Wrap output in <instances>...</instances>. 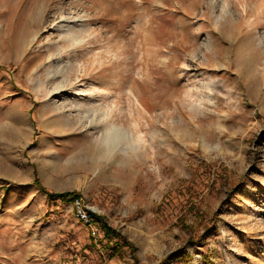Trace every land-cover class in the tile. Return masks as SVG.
Wrapping results in <instances>:
<instances>
[{
  "label": "rangeland",
  "instance_id": "obj_1",
  "mask_svg": "<svg viewBox=\"0 0 264 264\" xmlns=\"http://www.w3.org/2000/svg\"><path fill=\"white\" fill-rule=\"evenodd\" d=\"M0 264H264V0H0Z\"/></svg>",
  "mask_w": 264,
  "mask_h": 264
},
{
  "label": "bare ground",
  "instance_id": "obj_2",
  "mask_svg": "<svg viewBox=\"0 0 264 264\" xmlns=\"http://www.w3.org/2000/svg\"><path fill=\"white\" fill-rule=\"evenodd\" d=\"M70 39H74V33L69 34ZM104 73L101 75L103 76ZM103 144L102 153L108 157H113L118 151H125L130 145L127 131L118 125H111L105 128L101 138Z\"/></svg>",
  "mask_w": 264,
  "mask_h": 264
},
{
  "label": "trees",
  "instance_id": "obj_3",
  "mask_svg": "<svg viewBox=\"0 0 264 264\" xmlns=\"http://www.w3.org/2000/svg\"><path fill=\"white\" fill-rule=\"evenodd\" d=\"M54 195H57V196L59 195L62 198L71 197L72 199H74L75 197H79L77 195V193H75L74 191H72V192H64L62 194L55 193ZM88 212H89V215H90V218H91L89 222L91 224L92 223H94V224L96 223L97 226L101 228V230H104L105 237H108L109 241H110V237L112 235H116L119 238V239H117L114 242L115 244L112 246L114 251L118 250L119 248H121L125 244L129 245V243L126 240V238H124L125 236H123L121 233L116 232V230L112 226H109L108 224H106L96 212H94L93 210H88Z\"/></svg>",
  "mask_w": 264,
  "mask_h": 264
},
{
  "label": "built area",
  "instance_id": "obj_4",
  "mask_svg": "<svg viewBox=\"0 0 264 264\" xmlns=\"http://www.w3.org/2000/svg\"><path fill=\"white\" fill-rule=\"evenodd\" d=\"M74 200H75V203L77 205V216H78V218L86 220V221L89 222L90 219H91L90 215H89V212H88L89 209H86L82 205L80 197H75Z\"/></svg>",
  "mask_w": 264,
  "mask_h": 264
}]
</instances>
